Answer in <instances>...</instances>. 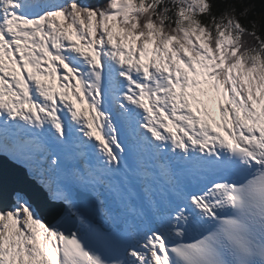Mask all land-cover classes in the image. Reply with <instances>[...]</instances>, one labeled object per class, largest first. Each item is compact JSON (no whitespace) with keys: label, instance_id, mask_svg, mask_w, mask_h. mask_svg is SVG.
<instances>
[{"label":"snow or ice","instance_id":"snow-or-ice-1","mask_svg":"<svg viewBox=\"0 0 264 264\" xmlns=\"http://www.w3.org/2000/svg\"><path fill=\"white\" fill-rule=\"evenodd\" d=\"M0 154V264H264V0H0Z\"/></svg>","mask_w":264,"mask_h":264},{"label":"water","instance_id":"water-1","mask_svg":"<svg viewBox=\"0 0 264 264\" xmlns=\"http://www.w3.org/2000/svg\"><path fill=\"white\" fill-rule=\"evenodd\" d=\"M0 179L3 180L7 192L11 193L16 190H21L34 203L42 206L52 205V201L48 198L47 192L37 182L28 177L26 169L3 154H0ZM42 215L46 220H50L46 212L42 213Z\"/></svg>","mask_w":264,"mask_h":264},{"label":"rangeland","instance_id":"rangeland-1","mask_svg":"<svg viewBox=\"0 0 264 264\" xmlns=\"http://www.w3.org/2000/svg\"><path fill=\"white\" fill-rule=\"evenodd\" d=\"M86 107V105H85ZM209 109L212 111V113L216 116V118H219V112L218 109L216 108V105L214 103H209L208 104Z\"/></svg>","mask_w":264,"mask_h":264},{"label":"bare ground","instance_id":"bare-ground-1","mask_svg":"<svg viewBox=\"0 0 264 264\" xmlns=\"http://www.w3.org/2000/svg\"><path fill=\"white\" fill-rule=\"evenodd\" d=\"M10 158V157H9ZM11 159V158H10ZM12 160V159H11ZM19 164V163H18ZM21 165V164H20ZM23 166V165H22ZM24 167V166H23ZM26 169V168H25ZM26 172H27V169H26ZM27 175L29 176V174H28V172H27ZM30 177V176H29ZM30 178H32V177H30ZM33 179V178H32ZM34 181L35 182H37L38 183V181L37 180H35L34 179ZM38 185H40L39 183H38ZM44 189V188H43ZM45 190V189H44ZM46 191V190H45ZM47 192V191H46ZM47 196H48V198H49V193L47 192Z\"/></svg>","mask_w":264,"mask_h":264}]
</instances>
